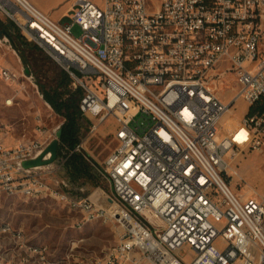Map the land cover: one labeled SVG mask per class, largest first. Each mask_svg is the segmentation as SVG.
Segmentation results:
<instances>
[{
  "label": "built area",
  "instance_id": "obj_1",
  "mask_svg": "<svg viewBox=\"0 0 264 264\" xmlns=\"http://www.w3.org/2000/svg\"><path fill=\"white\" fill-rule=\"evenodd\" d=\"M0 9L83 90L90 134L117 123L102 167L112 195L69 194L48 182L53 162L24 166L57 138L49 129L0 142V191L56 198L84 214L80 227L95 214L117 223L119 241L86 264H264V195L240 196L227 182L246 149H264V111L225 120L236 102L264 100V0H76L66 24L30 0H0ZM229 76L239 90L226 102L219 85ZM0 77L14 80L4 67ZM6 227L18 242L0 244V264H36L25 232ZM34 249L53 264L55 253Z\"/></svg>",
  "mask_w": 264,
  "mask_h": 264
},
{
  "label": "rangeland",
  "instance_id": "obj_2",
  "mask_svg": "<svg viewBox=\"0 0 264 264\" xmlns=\"http://www.w3.org/2000/svg\"><path fill=\"white\" fill-rule=\"evenodd\" d=\"M30 1L54 20L66 24L70 20L69 15L76 0ZM160 1L151 0V3L156 5ZM12 22L0 9V68L9 69L14 76V80L9 82L0 77V142L9 146L19 142L28 143L30 139L38 136L41 129L58 131L64 122L44 100L40 90V83L53 82L61 67L57 63V66L53 64L55 61L43 49H37L28 42L24 43L19 37L21 33L17 31L18 36L14 33ZM9 27H12L13 36H10V30H7ZM3 30L8 32L9 36H1ZM73 32L77 36L81 34L78 27H74ZM26 44L32 49V54L25 50L28 63L23 61L19 52ZM219 90L221 97L230 102L239 87L233 77L229 76L219 85ZM246 106L242 100L236 102L225 117V120H228L226 124L239 123L247 109ZM138 121L145 122L141 118H138ZM80 125V141H84L83 153L98 172L99 184L96 186L91 181L69 180L62 163L65 160V151L56 157L49 167L52 173L47 180L53 185L64 182L67 185L64 190L77 197L93 195L100 198L106 194L112 195V184L102 167L115 147L113 132L117 123L113 118L108 119L92 134L89 133L90 125L86 118L80 121ZM236 171L237 174L227 179L236 194L251 196L254 193L252 190H255L264 195V149H246L237 161ZM80 221H84V214L56 198H32L0 191V226L10 224L14 228L22 229L30 244L39 248L46 247L50 256L55 253L53 261L57 264L92 262L104 257L119 241L122 228L115 222H104L103 215L95 214V220L82 227L78 225ZM68 253L74 254L71 256V262H67ZM182 253L189 255L191 252L185 248ZM142 264L149 263L143 261Z\"/></svg>",
  "mask_w": 264,
  "mask_h": 264
},
{
  "label": "trees",
  "instance_id": "obj_3",
  "mask_svg": "<svg viewBox=\"0 0 264 264\" xmlns=\"http://www.w3.org/2000/svg\"><path fill=\"white\" fill-rule=\"evenodd\" d=\"M12 25L15 28L14 33L18 36L19 33L17 32L18 29L15 23L12 22ZM11 28L9 27L7 30H10L9 34L13 36L14 33L11 31ZM19 37L25 41L24 43H30L22 35H19ZM32 45L37 49L39 48L34 44ZM25 50H28V52L32 54V49L28 44L24 46L23 50L19 49L21 58L25 63H28L29 60H27V55H25L27 53H25ZM53 64L56 65L55 62H53ZM60 69L61 71L54 78L53 82L46 84L40 83V90L44 100L52 107L57 115L64 119L61 125V136L58 144L57 157L62 155V152L65 151L64 167L69 180L73 182L81 180L91 181L97 186L99 184V175L94 169L93 164L84 153L75 151V148L80 143V121L85 118L79 108L83 90L81 88H71V78L64 69ZM263 111L264 100L249 107L247 115L250 116Z\"/></svg>",
  "mask_w": 264,
  "mask_h": 264
},
{
  "label": "water",
  "instance_id": "obj_4",
  "mask_svg": "<svg viewBox=\"0 0 264 264\" xmlns=\"http://www.w3.org/2000/svg\"><path fill=\"white\" fill-rule=\"evenodd\" d=\"M3 34H5L6 36H9L8 32H6L5 30H3L1 32V36ZM56 135H57V138L50 144V146L48 147V149L45 151V153L48 152V151H50L52 153L51 159H49V160H42V157L45 154L44 153L43 155H41L37 159L26 161L24 163V166L25 167H32V166H39V165H42V164H46V163L53 162L56 159V157H57L58 144H59V139H60V136H61V126L58 129Z\"/></svg>",
  "mask_w": 264,
  "mask_h": 264
},
{
  "label": "bare ground",
  "instance_id": "obj_5",
  "mask_svg": "<svg viewBox=\"0 0 264 264\" xmlns=\"http://www.w3.org/2000/svg\"><path fill=\"white\" fill-rule=\"evenodd\" d=\"M9 103H11V102H9ZM238 137L243 138L244 137L243 133L241 132L238 135ZM253 192H255V190H252V193ZM99 215L104 216V214H99ZM6 235L9 236L13 242H18V235L15 232H13V230H11V228L6 227V225H1L0 226V236H6ZM26 248L31 250V251L38 252V250H36L34 248H39V247H36L35 245L30 244V242L28 241V247H26ZM40 248H44V249H42V256L43 257H50L46 247H40ZM40 259L43 261V258H40ZM53 264H57V263L55 261H53Z\"/></svg>",
  "mask_w": 264,
  "mask_h": 264
},
{
  "label": "crops",
  "instance_id": "obj_6",
  "mask_svg": "<svg viewBox=\"0 0 264 264\" xmlns=\"http://www.w3.org/2000/svg\"><path fill=\"white\" fill-rule=\"evenodd\" d=\"M238 102H241V101H238ZM248 110H249V107H247V109L245 110L244 114H246L248 112ZM4 240H9L10 242H13L11 240V238L9 236H7V235L6 236H0V244L4 243ZM25 256L27 258H36V264H43V261L40 258H37L38 257V252H36V251H31V250L25 248ZM54 259H55V257H53V260Z\"/></svg>",
  "mask_w": 264,
  "mask_h": 264
}]
</instances>
